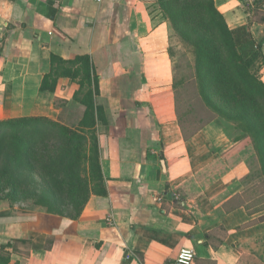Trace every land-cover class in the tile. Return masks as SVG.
Returning <instances> with one entry per match:
<instances>
[{"label": "crops", "instance_id": "1", "mask_svg": "<svg viewBox=\"0 0 264 264\" xmlns=\"http://www.w3.org/2000/svg\"><path fill=\"white\" fill-rule=\"evenodd\" d=\"M214 1L264 54V0ZM168 34L145 0H0V121L70 100V77L41 91L51 56L90 55L108 187L77 218L0 207V264H167L183 247L193 264H264V210L240 199L249 165L227 164L237 142L218 120L183 132Z\"/></svg>", "mask_w": 264, "mask_h": 264}, {"label": "trees", "instance_id": "2", "mask_svg": "<svg viewBox=\"0 0 264 264\" xmlns=\"http://www.w3.org/2000/svg\"><path fill=\"white\" fill-rule=\"evenodd\" d=\"M158 1L170 18L171 28L191 43L204 101L222 118L237 124L246 144L252 147L257 165H249L245 188L250 184L256 186L254 183L260 181L264 189V79L259 73L264 67V54L261 46L255 43L246 26L230 28L214 0ZM169 53L174 62V54L171 50ZM51 62L50 72L43 77L41 91L52 92L60 77L76 80L82 74L83 78L77 82L80 90H85L81 103L86 107V118L80 122L79 128H72L38 112L0 121V156L9 150L17 162L21 163L18 157L22 156V164L31 161L34 170L43 160L54 163V166L38 169L51 198H40L38 204L45 206L48 213L77 218L91 195L108 194L97 133V122H106V116L103 107L96 104L100 85L90 55L64 59L53 54ZM77 64V69L66 66ZM179 122L186 134L180 117ZM53 133L62 137V143L59 152L50 155L46 146L45 149L40 146L45 145V138ZM7 136L11 137L10 143L6 141ZM63 193H66L68 201H60ZM263 201L264 198L256 202L261 205L257 209H252L248 202L245 205L250 210L261 211L264 210Z\"/></svg>", "mask_w": 264, "mask_h": 264}, {"label": "rangeland", "instance_id": "3", "mask_svg": "<svg viewBox=\"0 0 264 264\" xmlns=\"http://www.w3.org/2000/svg\"><path fill=\"white\" fill-rule=\"evenodd\" d=\"M147 8L150 10L154 18L159 20H165L168 27V40H169V52L170 50L174 54V82L175 90L178 100V116L184 125L186 134H191L196 130L203 127L209 121L214 119L218 120L223 130L234 140H239L237 145L234 146L236 153L227 164L236 162L238 160H246L248 165L256 166L257 159L254 158V152L250 145H247L243 139V132L237 124H234L230 120L222 118L214 108L204 101L201 95L199 79L195 67V58L192 52V46L190 42L185 41L180 37L177 32L171 28V21L166 11L163 10L158 0H145ZM201 26V25H200ZM77 69V65H66ZM261 77L264 79V67L259 70ZM83 78L81 74L76 78V82ZM80 90V88H79ZM70 100H66L63 97L53 98L48 107H42L43 115L58 120L64 124L71 126L72 128H79L80 122L84 120L86 107L81 103V99L84 96L85 90H80ZM213 100L215 97L212 98ZM52 106V107H51ZM97 133L98 127H97ZM8 137V136H7ZM45 145L40 146L41 149L48 148V153L53 155L55 151H58L62 143V137L55 133L49 134L45 138ZM7 142H11V137L6 139ZM89 146V145H88ZM87 146V147H88ZM63 148H61L62 151ZM44 151V150H42ZM0 156V207L18 206L24 210H35L41 208L45 210V206L38 204V200H50V196L47 190V183L43 181L39 175L41 169L48 168L51 164L49 160H43L42 164H38L37 170H34L31 161H27L24 164V157H18L20 162H17L14 153L6 150V154ZM226 163V162H225ZM65 165V162L62 166ZM221 165H225L221 162ZM40 169V170H38ZM222 168H218L216 172L206 176L214 179ZM218 173V174H217ZM61 175V174H60ZM62 179V176H60ZM259 179V178H258ZM260 180V179H259ZM253 183V182H252ZM256 186L248 185L245 188L246 192L240 198L243 201H247L252 209H257L261 205L256 204L259 200L264 198V189L260 181L255 182ZM249 188V189H248ZM66 193L61 194L60 201H68ZM264 202V201H263Z\"/></svg>", "mask_w": 264, "mask_h": 264}, {"label": "built area", "instance_id": "4", "mask_svg": "<svg viewBox=\"0 0 264 264\" xmlns=\"http://www.w3.org/2000/svg\"><path fill=\"white\" fill-rule=\"evenodd\" d=\"M177 198L180 195H176ZM195 258V252L191 247H183L180 249L177 257L167 264H193Z\"/></svg>", "mask_w": 264, "mask_h": 264}]
</instances>
